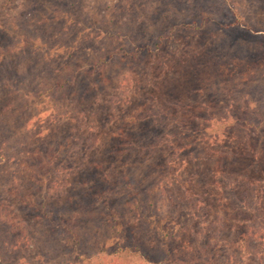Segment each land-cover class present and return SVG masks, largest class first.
<instances>
[{"label":"rangeland","instance_id":"obj_1","mask_svg":"<svg viewBox=\"0 0 264 264\" xmlns=\"http://www.w3.org/2000/svg\"><path fill=\"white\" fill-rule=\"evenodd\" d=\"M102 59L109 82L95 76L88 92L85 70ZM71 70L74 89L36 99ZM142 102L170 110L180 129L250 104L263 120L253 135L259 164L190 130L179 142L185 157L115 156L120 128L137 141L149 135L146 123L124 122ZM35 150L57 156L46 179L28 167L39 163ZM230 174L264 182V0H0V264H186L189 251L199 263L203 233L220 263L231 245L230 264H257L264 226L255 225L256 247L243 233L246 221L264 224V197L237 209ZM17 236L23 251L10 245Z\"/></svg>","mask_w":264,"mask_h":264},{"label":"trees","instance_id":"obj_2","mask_svg":"<svg viewBox=\"0 0 264 264\" xmlns=\"http://www.w3.org/2000/svg\"><path fill=\"white\" fill-rule=\"evenodd\" d=\"M32 41L33 40L27 38L26 40H21L20 42H18V45L14 47V49H17L18 47H25L28 44H31ZM134 57L135 56L129 58L127 56V59L130 60ZM122 59L125 58L123 57ZM102 62H105V60H97L96 62L91 64V66H89L87 70H85L87 72V76L90 78V88L88 92L91 88H94L96 86V80H94L95 76H97L99 81L102 80L105 82H109V78L106 76V71L104 70V68H98V65H100ZM67 75L68 74L63 77L60 76L59 78L52 80V82L49 84L45 83L43 87L45 89L43 91H40L36 95V99H39V96L42 95V93L47 92L49 96L55 100L56 94L60 90H64L66 92L72 88L74 89L76 84V76L74 75L72 70L71 74L69 75L70 78H68ZM82 101H84V98H82ZM25 107L26 105L24 106V108ZM248 108L250 110H244L241 107L237 108L234 105H228L224 110V115L220 116L219 120L212 118V122L210 121L206 124L204 122H195L192 129H190V127L180 129L178 123L173 124L174 122L170 120V110L166 111L164 109H161L157 104L150 106L147 102H142L139 105L134 106L130 110L129 115L124 118V122L128 125V127L136 125L140 122L146 123L149 126V135L146 138L137 141L130 132H127L123 128H120L119 132H117L116 136H114V142L110 144L112 149L111 152H113L115 156H121L128 152H136L138 153V155L147 157L149 159L160 160L159 156L162 157L164 153L173 151L172 153H174L176 156L181 154L185 157L188 153H186L183 148L185 146L179 142L181 139L187 137L186 133L190 130L191 132L199 133V136H206L209 140H214L219 144L227 141L229 144V154L231 153L230 155L240 156L247 161L249 159L252 162V165L256 167V165H258L260 162V156L258 150H256L258 149V145L254 144L255 139L253 135L257 130H259L263 120L261 118H258V113L253 106L249 104ZM167 120H170V122H167ZM178 147H180L179 150H177ZM33 155L39 158V163L28 164L29 169L41 179H46L49 175H51L50 172L54 166V161L57 157L56 154H54L53 156L49 154V157L46 156L48 158H41L40 151L35 150L33 152ZM98 167L102 170L103 162L100 161L98 163ZM105 180L111 182L112 178L107 175L105 177ZM225 183L226 195L231 197V202L237 204L235 207L240 211H253L255 205L254 199H260L261 197H264V182L260 178H257L252 182L246 179H244L243 182H239L238 179L235 180L234 178H232L230 174L227 176ZM136 198H138L137 194ZM29 200L31 201L32 198H29ZM170 200L171 203L175 201V207L180 206L178 198H175L174 195L171 196ZM135 201L139 202V200ZM48 220L50 221V223L52 222L51 224H55L56 222V224L62 225L63 223L62 219L61 221H57L48 218ZM256 223H258L260 226H264L263 222L257 218L253 221H246L243 233L244 236H246V241L252 244V246L254 247L259 244L258 241L261 238L260 233L255 229ZM165 227H160V229L162 230L161 232L163 233L161 234V237L163 239L164 252L168 257L175 258L176 250H174L171 245L172 235L168 234L167 228ZM124 234L126 235L127 233ZM201 237V251L199 252L200 255L204 257V259L202 260V262H196L194 260L193 254H191V252L189 251L185 259V262L187 261L186 264H223L222 262H219V255L211 253L212 242L207 238L206 234L203 233ZM22 239V236H17L12 240L10 245H14V248L18 251H23ZM124 239L129 241V236H125ZM130 239V242L134 244L133 247L140 251L142 249V240L138 238L136 240L134 238ZM225 243H227L226 245L229 246L231 243V238L225 240L223 244L225 245ZM230 246L225 250L226 264H230L232 259H237L236 254L232 250H230ZM191 249V251L195 250L193 248ZM1 253L2 252H0V255ZM206 256L208 257L205 258ZM256 260H258V258H256ZM261 261H263L262 263L264 264V257H262L261 260L257 262V264H260ZM21 263L22 262H18V264ZM22 264H25V260H23Z\"/></svg>","mask_w":264,"mask_h":264}]
</instances>
